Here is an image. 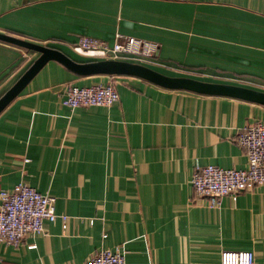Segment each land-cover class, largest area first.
Listing matches in <instances>:
<instances>
[{"label": "crops", "instance_id": "0c3cea01", "mask_svg": "<svg viewBox=\"0 0 264 264\" xmlns=\"http://www.w3.org/2000/svg\"><path fill=\"white\" fill-rule=\"evenodd\" d=\"M0 32L78 61L92 59L71 49L80 36L132 35L157 43L139 63L163 74L264 91V0H0ZM38 55L0 40V95ZM106 82L109 106L62 104L67 85ZM263 119L255 101L47 60L0 110V189L33 186L68 218L1 242L0 264H83L116 245L127 264H219L223 250L264 264V184L215 207L191 186L195 160L245 167L235 136Z\"/></svg>", "mask_w": 264, "mask_h": 264}, {"label": "built area", "instance_id": "2783aa9c", "mask_svg": "<svg viewBox=\"0 0 264 264\" xmlns=\"http://www.w3.org/2000/svg\"><path fill=\"white\" fill-rule=\"evenodd\" d=\"M71 49L92 59H122L139 63L156 54L157 43L132 35L117 34L111 44L95 37L80 36L71 44ZM118 98L114 86L106 82L86 86L67 85L61 101L74 109L79 106H109ZM235 141L246 155L245 167L201 165L194 161L191 176L194 196L205 198L209 206H218L224 195L235 199L239 192L264 184V119L240 128ZM57 218L65 222L68 214L56 211L54 196L25 183H18L10 190L0 189V243L18 245L27 233L41 231L44 220L54 221ZM83 264L127 263L123 250L116 245L101 246ZM219 264H254V253L251 250H223Z\"/></svg>", "mask_w": 264, "mask_h": 264}, {"label": "water", "instance_id": "95a60500", "mask_svg": "<svg viewBox=\"0 0 264 264\" xmlns=\"http://www.w3.org/2000/svg\"><path fill=\"white\" fill-rule=\"evenodd\" d=\"M0 40L11 42L39 52L27 69L0 95V110L23 88L36 71L49 59H55L78 74L135 75L169 88H182L208 94L229 95L264 104V91L248 87L203 81L191 77L163 74L147 65L122 59H91L78 61L57 48L35 43L0 32Z\"/></svg>", "mask_w": 264, "mask_h": 264}]
</instances>
